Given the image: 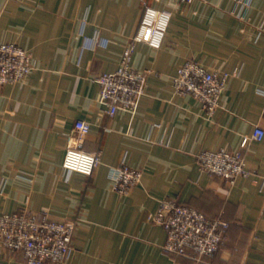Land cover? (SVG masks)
<instances>
[{
	"label": "crops",
	"instance_id": "0c3cea01",
	"mask_svg": "<svg viewBox=\"0 0 264 264\" xmlns=\"http://www.w3.org/2000/svg\"><path fill=\"white\" fill-rule=\"evenodd\" d=\"M146 4L171 15L166 37L159 49L136 44L146 92L136 113L110 115L96 79L118 69ZM239 12L236 0H0V41L29 51L35 66L0 84V215L28 207L76 220L64 264H198L165 252L167 232L149 218L174 197L229 222L220 250L201 264H264V136L241 148L264 129V0ZM188 59L229 74L212 117L175 91ZM79 118L91 124L84 149L101 156L92 175L63 168ZM221 148L242 150L251 175L231 185L201 172L197 154ZM121 163L143 173L125 194L111 176ZM2 263L26 264L0 244Z\"/></svg>",
	"mask_w": 264,
	"mask_h": 264
},
{
	"label": "built area",
	"instance_id": "2783aa9c",
	"mask_svg": "<svg viewBox=\"0 0 264 264\" xmlns=\"http://www.w3.org/2000/svg\"><path fill=\"white\" fill-rule=\"evenodd\" d=\"M178 1L191 4L196 0ZM236 4L242 7L238 16L244 17L250 0H236ZM170 20L171 15L167 11L145 5L139 27L124 47L118 69L103 73L96 79L101 86L99 101L106 113L114 115L120 110L136 113L146 92L149 70L133 66L135 46L142 42L159 49L164 43ZM34 68L29 51L17 43L0 41L1 85L29 76ZM228 78L227 72L215 71L188 59L178 68L173 83L177 93L193 96L201 103L206 116L212 117L220 107ZM74 129L75 135L66 150L63 168L69 172L92 175L101 162V156L83 147L91 124L79 118L74 123ZM263 136L264 129L256 126L252 135L242 140L241 148L244 149L250 140H261ZM197 163L201 172L219 176L231 185L239 178L251 175L242 150H204L197 154ZM111 176L114 190L125 194L141 182L143 173L121 163L112 168ZM149 218L167 232L163 245L165 252L188 256L198 264L203 263L204 257H215L229 227L227 220L209 217L174 197L161 199L157 212ZM76 227V220H55L48 211L36 212L22 207L0 215V244L8 251L23 253L26 264H64L73 250Z\"/></svg>",
	"mask_w": 264,
	"mask_h": 264
}]
</instances>
